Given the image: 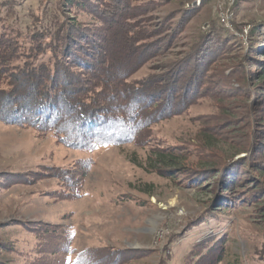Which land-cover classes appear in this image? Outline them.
Listing matches in <instances>:
<instances>
[{
  "label": "rangeland",
  "instance_id": "rangeland-1",
  "mask_svg": "<svg viewBox=\"0 0 264 264\" xmlns=\"http://www.w3.org/2000/svg\"><path fill=\"white\" fill-rule=\"evenodd\" d=\"M59 2L0 0L2 29L28 48L46 23L57 24ZM151 2L156 8L143 16V29H157L166 19L154 39L163 38L173 22L182 31L162 57L127 82L171 69L200 50L205 38L217 42L218 50L205 64L200 95L178 114L154 121L135 142L93 151L70 149L52 134L0 122V263L72 264L86 251L97 264H194L205 237L215 235L223 252L220 264H264L258 255L264 242V171L247 170L262 186L258 199L232 205L219 200L217 170L230 160L251 162L246 139L253 142L255 135L246 129L251 125L244 123L242 104L258 98L247 94L249 89H260L256 73L264 70V35L251 30L264 21V0H135L134 5ZM185 10L190 11L184 15ZM239 77H246V93ZM242 187L245 192L253 186ZM208 213L214 218L197 225ZM66 236L73 253H55Z\"/></svg>",
  "mask_w": 264,
  "mask_h": 264
},
{
  "label": "trees",
  "instance_id": "trees-1",
  "mask_svg": "<svg viewBox=\"0 0 264 264\" xmlns=\"http://www.w3.org/2000/svg\"><path fill=\"white\" fill-rule=\"evenodd\" d=\"M59 1L54 16L57 24L51 28L46 23L28 48L2 29L0 23L1 123L52 134L70 149L93 151L100 146L118 147L135 142L154 121L178 114L179 107L200 95L205 81L201 74L208 73V69L204 72L205 64L218 50L213 45L217 42H204V38L199 43L200 50L174 63L171 69L158 71L138 83L127 82L133 72L162 57L173 45L177 30L182 31L178 21L168 26L163 38L156 40L152 36L163 31L166 19L157 29L142 27L145 15L156 8L155 2L139 6L134 5L135 0ZM189 11L185 10L184 15ZM69 14L74 16L69 18ZM257 31L264 35V21L254 22L251 33ZM43 56H48L47 62L40 61ZM256 74L259 90L249 89L246 77L238 79L239 88L245 93L249 89L247 94L258 97L250 104L243 100L242 104L244 123L251 125L246 129L255 135L253 142L246 139L245 149L250 151L251 162L230 160L217 169L222 204L253 201L261 191L262 186H257V180L247 172L248 168L256 174L264 171V70L261 68ZM245 182L253 187H245L243 192ZM213 218L212 213L205 214L197 225ZM214 236L205 237L194 264L221 263L222 248ZM70 240L66 236L55 253L71 255ZM205 249L207 252L201 254ZM258 255L264 261V242ZM80 256L84 259L75 258L72 264L98 263L86 251Z\"/></svg>",
  "mask_w": 264,
  "mask_h": 264
},
{
  "label": "bare ground",
  "instance_id": "bare-ground-1",
  "mask_svg": "<svg viewBox=\"0 0 264 264\" xmlns=\"http://www.w3.org/2000/svg\"><path fill=\"white\" fill-rule=\"evenodd\" d=\"M35 84H36V83H35ZM35 86H36V85H35ZM16 95H17V94H16ZM33 95H34V94H33ZM30 98H31V97H30ZM23 102H24V101H23ZM23 102H22V103H23ZM34 102H35V101H34Z\"/></svg>",
  "mask_w": 264,
  "mask_h": 264
}]
</instances>
